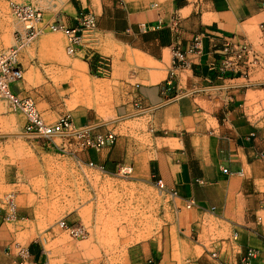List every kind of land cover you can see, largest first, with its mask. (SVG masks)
Listing matches in <instances>:
<instances>
[{
	"label": "crops",
	"instance_id": "1",
	"mask_svg": "<svg viewBox=\"0 0 264 264\" xmlns=\"http://www.w3.org/2000/svg\"><path fill=\"white\" fill-rule=\"evenodd\" d=\"M85 13L96 20L94 54L103 55L102 43L119 51L106 79L119 83L117 115L140 112L149 120L154 156L138 153L136 175L147 165L178 206L181 230L201 238L204 254L189 264H217L208 248L220 264H240L247 249H257L253 264H264V0H72L54 19L73 27ZM195 37L198 53L190 51ZM225 45L249 49L238 71L223 68ZM176 52L183 61L173 64ZM129 58L142 68L127 69ZM83 96L73 93L76 107H99ZM130 147L120 137L75 159L113 173L128 162ZM21 200L12 223L0 210V264H20L18 248L28 250L29 262L48 264L36 209ZM210 219L221 222L228 237L212 240ZM128 253L130 264H178L157 240Z\"/></svg>",
	"mask_w": 264,
	"mask_h": 264
},
{
	"label": "rangeland",
	"instance_id": "2",
	"mask_svg": "<svg viewBox=\"0 0 264 264\" xmlns=\"http://www.w3.org/2000/svg\"><path fill=\"white\" fill-rule=\"evenodd\" d=\"M71 1L0 0V51L14 44L15 32L21 29L11 13L12 4L31 5L47 20L66 14ZM64 46L63 35L50 32L25 46L18 55L22 79L13 91L30 97L47 122L69 116L76 128L93 126L96 132L105 133L104 127L116 138H128L131 147L126 165L132 166V173L122 177L117 175L118 169L113 173L91 169L75 159L84 149L72 145L65 152L41 149L36 139L23 135L22 114L0 98V210L8 212L4 200L8 193L14 195L16 213L21 198L36 209L37 237L47 252L48 264H130L129 248L154 240L161 242L164 253L169 248L178 264H189L204 254L199 246L201 238L181 230L178 206L171 195L158 188L147 165L139 175L133 168L138 165L139 152L147 151V159L154 156V146L148 119L139 117L140 112L119 117L114 107L119 83L106 79L110 59L119 51L116 54L102 43V56L90 57L83 51L67 56ZM103 56L108 57V63L100 62ZM126 65L132 71L142 68L133 58ZM77 91L84 95L82 99H97L99 107H76L72 95ZM78 120L80 125L75 123ZM55 141L60 144L68 139ZM60 220L67 227L79 228L82 234L74 237L59 228ZM210 220L212 240L228 237L221 222Z\"/></svg>",
	"mask_w": 264,
	"mask_h": 264
},
{
	"label": "built area",
	"instance_id": "3",
	"mask_svg": "<svg viewBox=\"0 0 264 264\" xmlns=\"http://www.w3.org/2000/svg\"><path fill=\"white\" fill-rule=\"evenodd\" d=\"M11 13L16 21L21 25L14 35V44L7 50L0 51V98L5 100L9 107L22 114L24 118L23 135L36 139L41 149H54L65 152L66 147L72 145L74 149L93 150L99 152L105 147L112 146L116 142V135L113 132L99 133L93 126L76 128L73 126L69 116H61L54 122L44 120L38 111L34 101L28 97H20L13 91V87L22 79V70L18 63L20 51L44 32L60 33L65 39L64 52L67 56H74L83 51L89 56L94 55V45L96 43V20L94 15L85 13L81 15L75 26L68 27L63 22L56 19L45 20L43 12L28 4H12ZM190 51L198 53L200 51V40L195 37ZM225 55L223 68L231 71H238V62L249 54V49L243 45L232 49L229 45L222 48ZM100 62L108 63L107 57H99ZM173 64L183 61V55L176 52L173 56ZM99 62V63H100ZM107 65V64H105ZM56 138L68 139L66 142L57 144ZM87 167L104 172L102 166H97L89 162ZM132 173V166L122 165L117 170V175L128 177ZM158 188L163 190L160 183ZM13 193L5 195V205L8 212L3 217L4 220L16 219V206L14 204ZM193 205L192 201L186 204L187 208ZM59 228H64L74 237L80 236L82 231L79 228L67 227L63 220L57 222ZM237 233L231 234L232 241L237 240ZM212 260L218 262L216 250L208 251ZM257 249L249 248L240 260V264H253V260L258 256ZM18 256L21 258L20 264H33L28 260V250L18 248Z\"/></svg>",
	"mask_w": 264,
	"mask_h": 264
}]
</instances>
